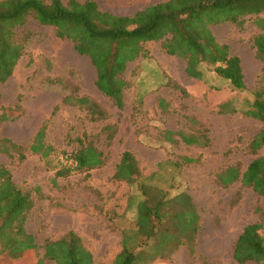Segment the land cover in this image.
Returning a JSON list of instances; mask_svg holds the SVG:
<instances>
[{
	"label": "rangeland",
	"instance_id": "374dc122",
	"mask_svg": "<svg viewBox=\"0 0 264 264\" xmlns=\"http://www.w3.org/2000/svg\"><path fill=\"white\" fill-rule=\"evenodd\" d=\"M96 1L103 12L133 16L168 0ZM255 21L248 17L242 27L226 23L212 28L217 40L241 59L244 91L233 89L207 65L201 67L202 80L188 76L186 60L170 56L161 41L147 42L124 73L127 86L122 110L98 89L97 71L90 59L79 54L70 40L59 39L54 27L29 19L17 30L19 38L29 34V40L13 76L0 88V117L5 108L23 114L16 121L2 123L0 133L26 147V159L0 154V166L35 197V209L27 222L38 245L31 256L33 263L37 258L41 263H35L55 264L45 257L46 242L73 231L97 264H115L125 234L129 250L137 255L134 264H235V243L247 225L261 221L263 199L241 180L224 187L218 177L230 167L243 173L264 155V145L257 154L250 150L253 139L264 131V122L243 113L253 102V93L264 88V61L254 47V39L262 31ZM70 95L97 102L104 109L105 120L94 121L83 107L66 104L64 99ZM228 102L236 112H221ZM107 127L114 131L103 130ZM41 129L44 142L53 149L48 158L29 151ZM177 133L207 144L188 145ZM80 139L105 154V166L74 172L55 185L57 171L73 165L68 157L80 148ZM126 151L137 160L139 183L145 184L147 197L138 186L113 178ZM186 158L194 161L187 163ZM162 194L169 201L180 194L191 198L199 215L192 240L182 237L161 246L166 238L162 234L168 229L177 234L175 222L167 217L156 236L142 244L136 229L137 205L143 199L156 203ZM176 208L170 202L162 213L168 209L172 216Z\"/></svg>",
	"mask_w": 264,
	"mask_h": 264
},
{
	"label": "trees",
	"instance_id": "16d2710c",
	"mask_svg": "<svg viewBox=\"0 0 264 264\" xmlns=\"http://www.w3.org/2000/svg\"><path fill=\"white\" fill-rule=\"evenodd\" d=\"M248 17H255L256 26L262 31L255 37L254 47L258 58L264 61V0H168L150 5L133 16L103 12L96 0H0V88L13 76L26 52L29 34L19 38L17 30L25 27L29 19H34L43 26L54 27L59 39L70 40L79 54L90 59L97 71L98 89L120 110L124 109L123 91L127 82L123 76L127 65L143 53L142 46L147 42L161 41L170 56L186 60L188 76L202 80L204 73L201 67L207 65L219 77L229 81L233 89L244 91L246 85L241 59L232 54L229 45L217 40L212 27L226 23L242 27ZM253 98L243 113L264 122V88L254 92ZM64 102L83 107L94 121L106 118L104 109L88 97L70 95ZM231 106V102L223 104L221 112H236ZM22 114L19 109L5 108L0 117V127L7 121H16ZM103 130L114 131L111 127ZM177 135L188 145L207 144L195 136ZM79 143L80 148L68 157L73 165L62 164L53 179L55 185L59 178H66L74 172L86 173L105 166L106 156L98 147L91 142L85 144L82 139ZM263 145L264 131L253 139L250 150L257 154ZM25 149L0 133V154L18 155L25 160ZM29 151L43 158L51 156L53 149L44 142L43 129L35 136ZM193 161L185 159L187 163ZM227 177H231V181L225 182ZM113 178L138 186L142 195L148 196L145 184L139 183L142 179L140 170L131 152L123 153ZM218 180L224 187L241 180L243 186L252 188L263 199L261 221L244 228L235 243L233 257L235 264H264V155L253 160L245 172L230 167L219 174ZM36 190L40 191V188ZM34 198L30 190L14 182L9 170L0 166V264H24L25 259H28L26 264L41 263L37 258L33 263L31 256L38 245L35 236L27 230L28 219L35 209ZM170 202L177 207L172 216L168 209L162 213ZM167 217L175 222L177 234L170 233L168 229L162 234L166 238L160 242L161 246L182 237L192 240L197 232L199 215L191 198L180 194L169 201L162 194V199L156 203L143 199L137 205L136 229L143 237V245L156 236ZM192 217L193 220L188 222ZM128 241L129 236L125 234L123 250L116 257L115 264L136 263L137 255L129 250ZM159 247L157 250L160 252ZM45 257L55 264H95L92 253L73 231L60 240L46 242Z\"/></svg>",
	"mask_w": 264,
	"mask_h": 264
},
{
	"label": "crops",
	"instance_id": "0c3cea01",
	"mask_svg": "<svg viewBox=\"0 0 264 264\" xmlns=\"http://www.w3.org/2000/svg\"><path fill=\"white\" fill-rule=\"evenodd\" d=\"M213 28V27H212ZM95 264H97V263H95Z\"/></svg>",
	"mask_w": 264,
	"mask_h": 264
}]
</instances>
